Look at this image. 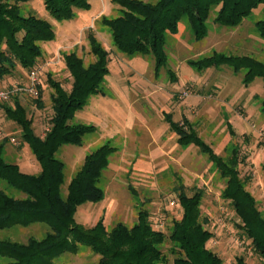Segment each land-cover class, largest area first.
Returning a JSON list of instances; mask_svg holds the SVG:
<instances>
[{
    "label": "rangeland",
    "instance_id": "374dc122",
    "mask_svg": "<svg viewBox=\"0 0 264 264\" xmlns=\"http://www.w3.org/2000/svg\"><path fill=\"white\" fill-rule=\"evenodd\" d=\"M91 7L90 11H78L71 22L58 23L46 12L43 0L22 5L24 14H34L50 22L57 38L54 45H41L43 57L35 66L41 71L37 91L41 92L44 108L37 107L39 96L16 97L27 108L34 132L43 138L50 129L52 117L53 90L48 83L49 76L66 90L72 85L63 54L76 52L86 64L92 63L90 33L110 52L106 96L92 97L75 119L76 123L93 125L97 132L87 137L82 147L65 146L57 153V158L65 164L62 194L66 196L69 183L87 155L108 143L119 150L111 156L103 173L100 186L105 192L104 200L83 205L77 222L92 228L102 219L108 230L119 223L132 227L138 222L139 212L146 210L153 229L168 236L173 223L182 218L179 194L184 191L193 196L201 191L204 194L202 221L213 234L207 248L220 256L224 264H236L238 258H243L246 264H264V259L254 252L231 203L223 199L225 181L215 166L198 148L180 147L177 135L170 131L165 120V115L170 114L177 123L190 121L217 155L226 156L225 149L230 144L239 146L240 177L264 215V114L260 109L264 82L257 79L246 87L242 75H234L227 67L199 73L187 65L189 60L209 56L214 51L251 56L264 63V40L255 26L264 18L263 8L254 11L237 28L214 24L218 10L214 9L208 22L209 35L200 42L193 39L186 22L182 21L179 33L169 36L167 41L168 65L178 78L173 83L166 71L159 78L155 76L151 57L131 59L113 46L110 33L101 21L105 17H117L119 6L112 0H91ZM31 70L17 65L9 76L0 80V89L28 85ZM13 99L0 103V144L6 141L8 161L18 165L21 172L36 175L41 171L39 163L22 142L21 128L6 118L2 108V104L12 106ZM228 122L234 136L227 128ZM0 189L6 190L5 185L0 183ZM48 232L49 227L44 224L15 227L0 231V240L26 243L30 237L42 239ZM162 251L172 264L175 257L170 242ZM98 260L89 247L80 246L77 254H65L55 264H97Z\"/></svg>",
    "mask_w": 264,
    "mask_h": 264
},
{
    "label": "trees",
    "instance_id": "16d2710c",
    "mask_svg": "<svg viewBox=\"0 0 264 264\" xmlns=\"http://www.w3.org/2000/svg\"><path fill=\"white\" fill-rule=\"evenodd\" d=\"M30 1L0 0V80L9 76L17 65L25 70L34 68L43 57L41 45L56 40L50 22L23 13L22 5ZM43 3L46 12L58 23L72 21L78 11L92 8L91 0H43ZM112 3L120 7L119 15L102 18L101 24L110 33L113 46L131 59L151 57L155 76L159 78L166 71L173 83L178 78L168 65L167 41L169 36L179 33L182 21L193 39L200 42L209 35L208 22L216 8L213 22L221 27L237 28L260 7L264 16V0H112ZM255 26L264 40V18ZM88 41L94 57L92 63L86 64L76 52L63 54L72 78L70 90L48 78L53 90L52 117L45 137L36 135L27 108L17 98L12 106L2 104L6 118L21 128L22 142L28 145L41 171L36 175L21 172L6 157V141L0 144V183L6 188L0 189V231L44 224L49 232L42 239L30 237L26 243L0 240V264H55L65 254H77L80 246L89 247L99 257L97 264H171L162 251L167 242L172 245L175 257L172 264H224L220 256L207 248L213 234L202 221L201 191L193 196L184 191L179 194L182 218L173 223L168 236L153 229L146 210L139 212L138 222L132 227L119 223L108 230L102 219L92 228L77 222L83 205L104 200L105 192L100 186L103 173L111 156L119 151L108 143L87 155L69 183L66 196L62 194L65 164L57 158V153L65 146L82 147L87 137L97 132L93 125L76 123L75 118L92 97L106 96V80L110 76V52L93 33ZM187 65L199 73L227 67L234 75H242L246 87L257 79L264 82V63L251 56L214 51L209 56L189 60ZM40 97L41 92L36 104L43 109ZM260 109L264 114V100ZM165 120L182 148H198L215 166L225 181L223 199L231 203L254 252L264 259V215L240 177V147L230 144L225 149L226 156L217 155L190 121L177 123L170 114L165 115ZM227 128L234 136L229 122ZM236 264L246 263L238 258Z\"/></svg>",
    "mask_w": 264,
    "mask_h": 264
},
{
    "label": "built area",
    "instance_id": "2783aa9c",
    "mask_svg": "<svg viewBox=\"0 0 264 264\" xmlns=\"http://www.w3.org/2000/svg\"><path fill=\"white\" fill-rule=\"evenodd\" d=\"M41 71L38 67H34L29 74V83L26 86H14L11 89H0V103L9 102L12 98L21 95H29L31 97H38L37 87L39 85V75Z\"/></svg>",
    "mask_w": 264,
    "mask_h": 264
},
{
    "label": "crops",
    "instance_id": "0c3cea01",
    "mask_svg": "<svg viewBox=\"0 0 264 264\" xmlns=\"http://www.w3.org/2000/svg\"><path fill=\"white\" fill-rule=\"evenodd\" d=\"M73 21V20H72ZM69 22H71V21H69ZM58 35V34H57ZM56 38H57V36H56ZM56 43V40L54 41V42H52V43H49L48 45H54ZM45 45H46V43H45ZM92 99V98H91ZM76 119V118H75ZM76 122V121H75ZM82 124V123H81ZM170 128V127H169ZM171 131V130H170ZM181 147V146H180ZM191 147V146H190ZM189 148V147H188ZM5 151H6V149H5Z\"/></svg>",
    "mask_w": 264,
    "mask_h": 264
}]
</instances>
